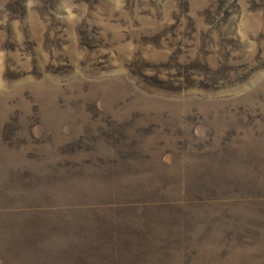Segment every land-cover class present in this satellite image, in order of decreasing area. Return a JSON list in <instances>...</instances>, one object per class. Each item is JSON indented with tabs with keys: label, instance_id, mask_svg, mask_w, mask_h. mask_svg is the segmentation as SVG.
<instances>
[{
	"label": "rangeland",
	"instance_id": "1",
	"mask_svg": "<svg viewBox=\"0 0 264 264\" xmlns=\"http://www.w3.org/2000/svg\"><path fill=\"white\" fill-rule=\"evenodd\" d=\"M0 264H264V0H0Z\"/></svg>",
	"mask_w": 264,
	"mask_h": 264
}]
</instances>
